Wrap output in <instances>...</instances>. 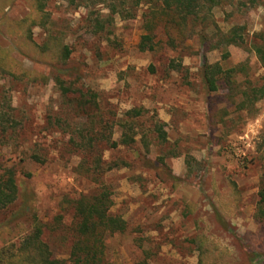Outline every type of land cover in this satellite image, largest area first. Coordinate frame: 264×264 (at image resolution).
<instances>
[{"label": "rangeland", "instance_id": "1", "mask_svg": "<svg viewBox=\"0 0 264 264\" xmlns=\"http://www.w3.org/2000/svg\"><path fill=\"white\" fill-rule=\"evenodd\" d=\"M158 7L0 0V60L15 73L0 67V170L19 192L0 211L4 239L36 218L52 258L74 264L77 202L102 197L126 223L103 237L102 264H264V68L249 47L264 39V0H222L180 35L151 18ZM203 26L212 44L244 26L246 45L223 60L201 46ZM216 62L237 71L209 92L200 70Z\"/></svg>", "mask_w": 264, "mask_h": 264}, {"label": "trees", "instance_id": "2", "mask_svg": "<svg viewBox=\"0 0 264 264\" xmlns=\"http://www.w3.org/2000/svg\"><path fill=\"white\" fill-rule=\"evenodd\" d=\"M110 2L111 15L116 13L117 6H123L129 4V2L135 6H139L142 3L158 4L159 7L151 11V18L159 16L160 22L165 29H168L170 24L179 27L180 24L183 25L189 20L202 23V25L206 26V23L211 20L212 10L220 6L222 0H110ZM107 19H110V17ZM94 22V28L98 29L105 20L98 18ZM147 25L145 29L146 31H150L151 23L149 22ZM205 28L203 26L198 34L201 46L207 52L212 50L223 51V60L229 57L228 47H243L246 45L244 26H233L225 33L219 30L215 35L219 38L213 44L205 34ZM176 30L177 34L180 35V27ZM249 47L264 68V39L261 43L250 44ZM139 49L141 51H152L154 49L150 34L142 37ZM41 51L44 53L45 48ZM68 54L69 49L63 46L61 58L64 62ZM5 65V62L0 60L1 69L9 74H13ZM236 71L237 68L224 70L219 62L213 64L204 63L200 70L203 85L209 92H216L219 80L221 78L230 79ZM253 92L256 93L257 90ZM260 93L262 95L263 91ZM161 136H163V133H161ZM121 143L131 145L134 143V140L132 137L123 134ZM258 195L259 206L264 207V186L260 189ZM18 199L19 192L15 172L12 170L1 172L0 170V211L9 208ZM103 199L101 197L89 200L83 197L77 202L76 215L78 218L77 232L79 234V241L74 244L71 252L74 264H102L103 237L106 234L112 235L117 232H123L126 229V223L120 217H115L108 213V209L103 205ZM2 228H7L8 235H11L7 225L0 227L1 231ZM1 231L0 238L3 240L5 246L0 249V264H60L52 258L49 247L42 240V223L36 218L34 219L32 230L19 243H14L12 239H4Z\"/></svg>", "mask_w": 264, "mask_h": 264}]
</instances>
